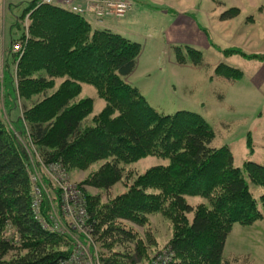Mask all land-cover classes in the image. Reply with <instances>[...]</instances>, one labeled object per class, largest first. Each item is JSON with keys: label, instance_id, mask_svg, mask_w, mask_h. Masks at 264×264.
<instances>
[{"label": "trees", "instance_id": "trees-1", "mask_svg": "<svg viewBox=\"0 0 264 264\" xmlns=\"http://www.w3.org/2000/svg\"><path fill=\"white\" fill-rule=\"evenodd\" d=\"M24 13L29 24L21 39L23 53L6 52L18 57L16 79L6 66L4 81V105H16L18 90L24 100L22 116L10 122L11 129L0 113V264H59L72 253L70 238L35 216L29 157L20 136L30 140L48 164L84 168L104 160L85 180L103 190L125 177L122 163L147 155L169 159L135 175L124 192L106 201L98 194L88 196L87 224L93 241L108 250L117 245L123 249L99 255L103 264H126L131 256L128 245L135 242L137 232L121 221L145 225L147 215L154 212L171 220L168 245L175 253L171 264H250L247 255L224 257L223 249L233 224L249 225L264 217V194L256 198L244 176L264 186V165L245 160L243 167L236 166L227 145L211 146L214 131L203 116L190 110L162 114L126 82L137 64L139 42L38 0H32ZM234 14L229 8L219 19ZM174 52L179 64L202 65V53L195 48L186 46L183 52L175 46ZM214 71L233 81L242 73L223 63ZM83 82L93 85L106 101L91 125L84 121L92 98L78 97ZM39 94L42 99L25 104ZM186 195L206 197L208 203L191 205ZM51 210L40 206L42 219L49 221ZM8 227L18 235L14 241L5 234ZM87 245L94 250V245ZM11 251L14 255L6 258Z\"/></svg>", "mask_w": 264, "mask_h": 264}, {"label": "rangeland", "instance_id": "rangeland-1", "mask_svg": "<svg viewBox=\"0 0 264 264\" xmlns=\"http://www.w3.org/2000/svg\"><path fill=\"white\" fill-rule=\"evenodd\" d=\"M31 1L0 0V113H3V118L9 122L22 116L21 106L24 100L19 98L17 90L16 105L12 102L8 105L13 108L4 105L6 66L16 79L18 63L17 55L8 56L6 52L11 50L12 43L23 42V34H28L29 19L28 14L24 12ZM129 1L139 9L132 17L134 22H127L128 17L122 19L126 22L125 28H119L122 32L118 33L139 42L141 51L134 70L125 77V81L138 86L148 103L162 114L190 110L203 116L214 131L211 146L227 145L236 166L243 167L245 160L264 165V58L253 57H264V0ZM229 8H234V17L220 20V13ZM22 14L23 18L19 19ZM173 16L177 23L186 21L188 26H192L194 34L185 33L183 42L167 40L166 29ZM104 19L106 18L102 20ZM107 19L111 20L110 25L119 20ZM102 20L99 22L102 23ZM89 21L95 27H109L114 30L110 26L96 24L91 17ZM198 32L200 38L197 36ZM175 46L181 47L183 52L186 46L201 51L202 65L195 66L189 61L179 64L174 52ZM8 61L10 64L7 65ZM221 63L240 69V77L233 81L216 74L214 70ZM37 74L38 72L35 73ZM30 79L36 81L31 75ZM46 91L50 93L49 89ZM40 94L32 96L33 100L26 101L25 104L31 106L37 98L42 99ZM78 97L92 98L91 111L84 121L85 124L91 125L95 115L106 105V101L98 95L93 85L85 82L81 83ZM20 139L23 145L29 147L27 156L30 169L36 174V183L40 188L41 209H54L61 223L70 227L75 234L79 231L74 228L72 218L60 213L63 188H70L78 193V199H84V208L87 209L88 196L98 194L102 201H106L109 197L124 192L126 185L135 175L143 173L151 166L167 164L169 160L167 157L147 155L134 162L122 163L125 177L109 190H103L85 183V180L96 172L104 160L92 162L84 168L73 166L66 169L57 162H43L31 141H23L21 136ZM31 145L36 153L30 149ZM52 164L54 167H51ZM244 176L256 198L264 194L263 185L251 182L246 173ZM185 197L191 205L208 203L207 198L200 195ZM187 216L191 221L193 212H188ZM121 222L137 232L135 242L128 245L131 256L126 264H171L174 261L175 253L168 245L172 235L171 220L165 214L149 213L145 225L128 220ZM5 234L13 241L18 238L10 227L6 229ZM88 235L93 239L91 231H88ZM79 237L83 238L80 235ZM68 241L71 243V250L75 251L74 244L71 240ZM99 244L94 242L92 251L88 249V245L86 247L98 257L109 255L114 250H123L118 245L108 250ZM14 253L9 252L6 258H10ZM236 254L247 255L250 264H264V217L249 225H232L225 241L223 255L229 257ZM167 256L169 258L164 260Z\"/></svg>", "mask_w": 264, "mask_h": 264}, {"label": "built area", "instance_id": "built-area-1", "mask_svg": "<svg viewBox=\"0 0 264 264\" xmlns=\"http://www.w3.org/2000/svg\"><path fill=\"white\" fill-rule=\"evenodd\" d=\"M38 3L56 5L73 13L80 14L85 17H91L96 21H99L100 19L102 20L106 17H113L117 19L122 18L131 9V3L129 0H38ZM11 49L13 52H17L21 55L23 53V43L20 41H17L15 44L12 43ZM8 124L9 127H11L9 122ZM25 148L29 154V147L25 145ZM30 149L32 152L36 153L32 145L30 146ZM51 167H54V164H52ZM33 173L30 171V180L32 184L31 204L33 211L36 214L35 216L37 218L40 217V221L43 220L42 223L45 227L47 226L52 230L66 234L75 246V251H72L71 255L67 259L59 262V264H103L97 254L90 252L86 247L87 244L93 245L94 241L88 235V231H91V227L87 224L89 215L87 209L84 208V199L81 198L78 200V193L71 191L70 188H63L60 205V207H62V212L60 213L72 218L74 228L78 230V234L83 237V242L78 234H75V232L70 230V227L61 223L54 209H52L49 213V221L42 219L39 212L41 202L39 197L40 188L36 183V174ZM168 258L169 257L167 256L164 260H167Z\"/></svg>", "mask_w": 264, "mask_h": 264}, {"label": "crops", "instance_id": "crops-1", "mask_svg": "<svg viewBox=\"0 0 264 264\" xmlns=\"http://www.w3.org/2000/svg\"><path fill=\"white\" fill-rule=\"evenodd\" d=\"M139 8L138 7H136V6H134V3H132V7H131V10L129 11V13L124 17V18H126V17H128L127 18V22H134L133 20H132V17L134 16V15H136V12H137V10H138ZM124 18H122V19H124ZM122 19H120V20H118V21H114L115 23H113L112 25H110V19H104V20H102L103 22L101 23V22H97V21H95L94 20V22L96 23V24H98V25H104V26H110V27H112L114 30H112V31H114V32H122L119 28H122V29H124L125 28V23L122 21ZM120 21H122V22H120ZM109 28V27H108ZM110 29V28H109ZM187 32H190V33H192V34H194L193 32H192V26H188L187 25V23H186V21H180V22H178L177 23V20H175V17L173 16V18H172V20H171V23L170 24H168L167 25V29H166V34L168 35V42H170V40H174V41H178V42H183L184 41V34L185 33H187ZM200 32V31H199ZM197 33V36L199 37V35H200V33ZM122 35V34H121ZM180 38H182L181 40H180ZM200 38V37H199ZM180 40V41H179ZM186 41H190V40H186ZM191 42V41H190ZM136 86V85H135ZM136 87H138V86H136ZM138 89H139V87H138Z\"/></svg>", "mask_w": 264, "mask_h": 264}, {"label": "bare ground", "instance_id": "bare-ground-1", "mask_svg": "<svg viewBox=\"0 0 264 264\" xmlns=\"http://www.w3.org/2000/svg\"><path fill=\"white\" fill-rule=\"evenodd\" d=\"M79 200V199H78Z\"/></svg>", "mask_w": 264, "mask_h": 264}]
</instances>
